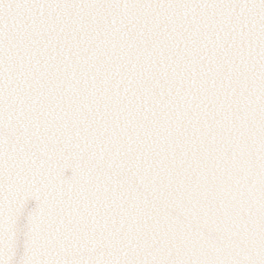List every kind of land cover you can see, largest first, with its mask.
<instances>
[{
    "label": "water",
    "instance_id": "obj_1",
    "mask_svg": "<svg viewBox=\"0 0 264 264\" xmlns=\"http://www.w3.org/2000/svg\"><path fill=\"white\" fill-rule=\"evenodd\" d=\"M0 264H264V0H0Z\"/></svg>",
    "mask_w": 264,
    "mask_h": 264
}]
</instances>
